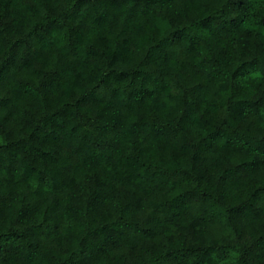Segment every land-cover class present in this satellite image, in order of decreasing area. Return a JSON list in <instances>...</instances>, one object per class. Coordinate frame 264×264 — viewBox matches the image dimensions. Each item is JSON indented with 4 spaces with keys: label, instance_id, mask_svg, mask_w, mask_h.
<instances>
[{
    "label": "trees",
    "instance_id": "16d2710c",
    "mask_svg": "<svg viewBox=\"0 0 264 264\" xmlns=\"http://www.w3.org/2000/svg\"><path fill=\"white\" fill-rule=\"evenodd\" d=\"M0 264H264V0H0Z\"/></svg>",
    "mask_w": 264,
    "mask_h": 264
}]
</instances>
